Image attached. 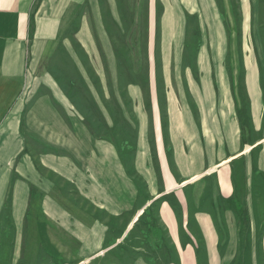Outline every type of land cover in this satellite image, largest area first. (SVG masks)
I'll return each mask as SVG.
<instances>
[{"label": "crops", "instance_id": "crops-1", "mask_svg": "<svg viewBox=\"0 0 264 264\" xmlns=\"http://www.w3.org/2000/svg\"><path fill=\"white\" fill-rule=\"evenodd\" d=\"M233 1L248 9L251 45L234 43L230 36L247 31H233L222 21V11L228 12L227 4ZM163 2L170 6L165 7L163 20L174 13L180 18V10L188 17L191 13L201 17L203 10L205 39L185 81L179 80L185 75L145 74L138 81L127 80L122 90L112 86L107 93L109 100H119L123 130L133 121L137 131L132 169L124 164L115 139L94 136L76 116L78 107L68 105L67 100L78 96L68 95L67 87L73 86L61 80L57 93L56 80L46 84L39 77L37 57H46L57 47L66 56L70 51H99V29L115 36V20L142 17L149 3ZM69 31L79 36L76 43L64 41ZM165 33L178 37L181 30L176 22ZM89 34L91 43L89 39L84 43ZM217 35L213 41L211 36ZM64 62L61 58V77L69 73ZM107 115L109 122L116 121L111 110ZM53 168L58 179L74 180L78 194L99 196L98 202L114 214L117 202L123 204L119 212H133L132 222L140 214L139 239L151 242L147 237L152 234L144 228L153 227L163 247L154 258L173 260L169 264H260L264 183L257 186L255 178L264 174V4L260 8L259 0H0V221L9 210L15 224L21 225L36 195L51 194ZM28 248L36 251V246ZM145 257L133 264H149Z\"/></svg>", "mask_w": 264, "mask_h": 264}, {"label": "rangeland", "instance_id": "rangeland-1", "mask_svg": "<svg viewBox=\"0 0 264 264\" xmlns=\"http://www.w3.org/2000/svg\"><path fill=\"white\" fill-rule=\"evenodd\" d=\"M263 4L264 0H259L260 8ZM216 5L217 9H222L220 7L223 4ZM245 5L249 7L248 3ZM147 6V13L142 11V17L115 20L117 25L113 29L115 36L111 35V30L110 36H106L105 32H102L103 29H99L100 32L96 35L100 37L101 50L94 51L85 47L87 50L70 51L66 56L64 51L57 47L56 51L48 53L46 57L38 56L37 59L41 58V60L36 67L37 74L46 80V84L48 81L56 80L57 93L61 80L73 86L71 90L67 87L68 95L78 96L67 100L68 105L73 109L78 107L79 113H76V116L92 129L94 136L98 135L100 139L105 140L115 139L117 150L126 161L124 164L132 169H134L132 162L135 157L133 151L137 146V131L133 121L125 125L123 130L124 125H121L123 116L120 115L121 109L117 103L119 100L115 98L109 100L107 93L111 91L112 86H115L116 91L122 90L127 80L138 81L145 74L152 77L185 75L179 79L181 82L185 81L186 74L191 69V61L199 59L201 53L199 48L204 43L203 30L207 22L203 17V10H200L201 17H197V13L190 15V12L188 17L187 11L184 13L180 10V13H177L180 14V18L174 13V17L163 20L162 15L164 10L166 12L170 7L169 4L149 3ZM227 6H229L228 12L222 11L224 16L222 21L225 26L228 25L233 31L241 28L247 31L243 35H232L231 39L234 43L243 41L244 45H251V37L254 35L248 33L253 28L246 18L248 9H244V4L240 2L236 4L234 1ZM121 21L127 23V26L125 24L124 27ZM86 22L91 24V20ZM176 22L180 27L181 35L177 37L172 33L166 34L167 27L176 26ZM69 32L64 41L76 43V38L80 39L79 36L77 37L73 31ZM99 33L102 36H99ZM91 36V34L85 35L83 42L87 43L89 39L88 43H91ZM211 38L215 41L219 36H211ZM163 44L167 45L163 46ZM61 58L65 61L63 69L69 70L64 77L60 74ZM164 59H168L171 63L165 62ZM45 83L43 81L42 84ZM58 101L57 98L55 102L60 106ZM68 108L71 111V108ZM109 110L112 114L110 117H114L116 121H108ZM74 116L75 114H70V118ZM54 170L57 169L53 168V178L49 184L51 194L36 195L21 225L15 224L14 216L9 210L1 217L0 222L4 226L0 227V236L5 238H1L0 241V264H123L125 262L133 264L140 256H148L145 257V261L149 264H169L173 261L154 258L155 252L163 251L161 242L159 239L156 240L155 228L148 226L144 228L152 234L147 237L152 240L151 242L146 241V244L144 240L139 239L140 214L136 218L133 216L132 222L133 212L130 214L119 212L123 204L118 202L114 214L107 210L102 202H98L99 196L78 194L75 181H61L60 178L58 179V170L57 172ZM255 182L257 186L264 183V174H259ZM92 197L97 201L91 199ZM144 219L147 220L148 216L144 215ZM243 221L245 225L248 222L245 218ZM28 222L38 226H28ZM131 222L132 226H130ZM33 236L39 238L37 242L30 243L29 238ZM98 239L102 241L97 244ZM28 246H36V251L30 250ZM263 261L260 259V264Z\"/></svg>", "mask_w": 264, "mask_h": 264}]
</instances>
